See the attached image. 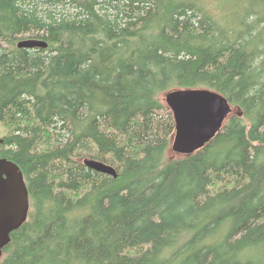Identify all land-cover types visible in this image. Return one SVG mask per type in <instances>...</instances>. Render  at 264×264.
I'll return each instance as SVG.
<instances>
[{
	"label": "trees",
	"instance_id": "trees-1",
	"mask_svg": "<svg viewBox=\"0 0 264 264\" xmlns=\"http://www.w3.org/2000/svg\"><path fill=\"white\" fill-rule=\"evenodd\" d=\"M223 1L0 0V151L31 201L0 264H264V0ZM200 87L236 113L171 158L161 96Z\"/></svg>",
	"mask_w": 264,
	"mask_h": 264
},
{
	"label": "water",
	"instance_id": "water-1",
	"mask_svg": "<svg viewBox=\"0 0 264 264\" xmlns=\"http://www.w3.org/2000/svg\"><path fill=\"white\" fill-rule=\"evenodd\" d=\"M17 46L45 49L48 42L25 38ZM161 97L175 121L174 139L168 155L194 154L209 144L228 118L236 113L228 98L211 88H174ZM3 143L0 138V145ZM84 163L96 171L118 176L114 166L100 160L86 158ZM30 210V194L22 169L14 161L2 157L0 151V261L11 242L12 233L28 220Z\"/></svg>",
	"mask_w": 264,
	"mask_h": 264
},
{
	"label": "rangeland",
	"instance_id": "rangeland-1",
	"mask_svg": "<svg viewBox=\"0 0 264 264\" xmlns=\"http://www.w3.org/2000/svg\"><path fill=\"white\" fill-rule=\"evenodd\" d=\"M202 1L207 7H210L211 10L216 12L218 15L222 17H227L230 13L234 10V6L228 3H225L223 0H200ZM25 39V38H24ZM169 157H179L173 153H170Z\"/></svg>",
	"mask_w": 264,
	"mask_h": 264
},
{
	"label": "bare ground",
	"instance_id": "bare-ground-1",
	"mask_svg": "<svg viewBox=\"0 0 264 264\" xmlns=\"http://www.w3.org/2000/svg\"><path fill=\"white\" fill-rule=\"evenodd\" d=\"M235 111H236V110H235ZM173 139H174V138H173ZM172 143H173V141H172ZM172 143H171V146H172ZM171 146H170V147H171ZM203 148H204V147H203ZM201 149H202V148H201ZM201 149H199V150H201ZM199 150H198V151H199ZM187 155H190V154H187ZM187 155H184V156H187ZM84 160H85V159H84ZM84 164H85V163H84ZM111 176H112V175H111ZM113 177H114V176H113Z\"/></svg>",
	"mask_w": 264,
	"mask_h": 264
}]
</instances>
